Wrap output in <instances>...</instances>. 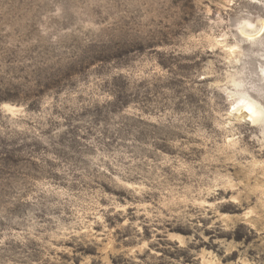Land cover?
<instances>
[{"label":"clouds","instance_id":"9594fccd","mask_svg":"<svg viewBox=\"0 0 264 264\" xmlns=\"http://www.w3.org/2000/svg\"><path fill=\"white\" fill-rule=\"evenodd\" d=\"M0 264H264V0H0Z\"/></svg>","mask_w":264,"mask_h":264}]
</instances>
